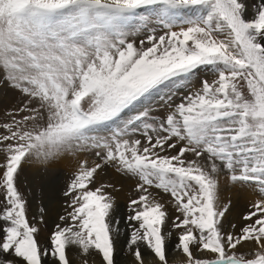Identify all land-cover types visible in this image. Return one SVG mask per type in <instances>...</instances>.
I'll return each instance as SVG.
<instances>
[{
  "label": "snow or ice",
  "instance_id": "snow-or-ice-1",
  "mask_svg": "<svg viewBox=\"0 0 264 264\" xmlns=\"http://www.w3.org/2000/svg\"><path fill=\"white\" fill-rule=\"evenodd\" d=\"M0 264H264V0H0Z\"/></svg>",
  "mask_w": 264,
  "mask_h": 264
},
{
  "label": "rangeland",
  "instance_id": "rangeland-1",
  "mask_svg": "<svg viewBox=\"0 0 264 264\" xmlns=\"http://www.w3.org/2000/svg\"><path fill=\"white\" fill-rule=\"evenodd\" d=\"M57 169V175L60 177V180L63 181V179L67 176L69 169L67 168V166L65 164H59L58 166H56ZM126 182L128 181H120L121 185H122V192L121 195L124 194L123 197H121L120 203L123 206L126 203V193L129 191V188H127V184Z\"/></svg>",
  "mask_w": 264,
  "mask_h": 264
},
{
  "label": "bare ground",
  "instance_id": "bare-ground-1",
  "mask_svg": "<svg viewBox=\"0 0 264 264\" xmlns=\"http://www.w3.org/2000/svg\"><path fill=\"white\" fill-rule=\"evenodd\" d=\"M63 164V163H62ZM58 166V165H57ZM126 184H127V188H129L130 187V182H126ZM127 194V193H126ZM124 196V194H122L121 195V197H123Z\"/></svg>",
  "mask_w": 264,
  "mask_h": 264
}]
</instances>
